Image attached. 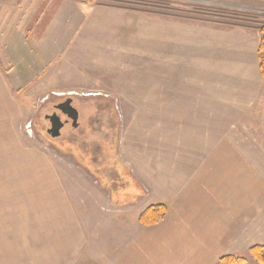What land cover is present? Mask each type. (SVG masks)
Listing matches in <instances>:
<instances>
[{
	"label": "rangeland",
	"instance_id": "374dc122",
	"mask_svg": "<svg viewBox=\"0 0 264 264\" xmlns=\"http://www.w3.org/2000/svg\"><path fill=\"white\" fill-rule=\"evenodd\" d=\"M262 22L264 0H0V264H48L44 159L100 184L102 172L125 174L118 128L133 122L140 145L159 133L170 80L207 77L222 92L226 72L227 92L254 85ZM66 97L79 127L52 137L46 114ZM18 144L36 169L19 164Z\"/></svg>",
	"mask_w": 264,
	"mask_h": 264
},
{
	"label": "crops",
	"instance_id": "0c3cea01",
	"mask_svg": "<svg viewBox=\"0 0 264 264\" xmlns=\"http://www.w3.org/2000/svg\"><path fill=\"white\" fill-rule=\"evenodd\" d=\"M218 76L214 93L207 77L170 80L159 133L146 130V143L134 140L142 131L133 122L118 128L125 174L102 172L100 184L79 165L61 162L57 172L44 159L48 264H218L264 244V79L256 65L254 85L227 92L226 72ZM17 148L19 164L36 169L34 153ZM156 203L165 216L141 225Z\"/></svg>",
	"mask_w": 264,
	"mask_h": 264
},
{
	"label": "trees",
	"instance_id": "16d2710c",
	"mask_svg": "<svg viewBox=\"0 0 264 264\" xmlns=\"http://www.w3.org/2000/svg\"><path fill=\"white\" fill-rule=\"evenodd\" d=\"M261 35L257 48L258 69L264 79V22L257 28ZM167 207L163 203L151 204L146 207L138 217L141 225L150 226L157 224L166 214ZM250 256L259 264H264V244L252 245L248 248ZM218 264H247L246 258L241 255L226 254L218 259Z\"/></svg>",
	"mask_w": 264,
	"mask_h": 264
},
{
	"label": "water",
	"instance_id": "95a60500",
	"mask_svg": "<svg viewBox=\"0 0 264 264\" xmlns=\"http://www.w3.org/2000/svg\"><path fill=\"white\" fill-rule=\"evenodd\" d=\"M63 105H64V110L71 117L73 125H75L77 122V118H78V112H77V109L71 105V98L66 99L63 102ZM49 119H50L51 125H50V128L47 130V132L50 133L52 137L59 136L60 128L63 125L62 121L60 120V117L53 113L52 115L49 116Z\"/></svg>",
	"mask_w": 264,
	"mask_h": 264
},
{
	"label": "flooded vegetation",
	"instance_id": "af4514ba",
	"mask_svg": "<svg viewBox=\"0 0 264 264\" xmlns=\"http://www.w3.org/2000/svg\"><path fill=\"white\" fill-rule=\"evenodd\" d=\"M69 97H66V99H68ZM65 99V100H66ZM72 100V99H71ZM63 102L64 101H60V102H58L57 104H55L54 106H55V112L57 113L58 112V115H59V117H60V120L62 121V127H61V130H60V134L62 133V129L63 128H66L67 126H71L72 128H77L78 127V125H79V122H78V119H79V112H78V118H77V122H76V124L75 125H73V123H72V119H71V117L68 115V113L64 110V105H63ZM71 105L72 106H74L73 105V102L71 101ZM75 107V106H74ZM76 108V107H75ZM77 109V108H76ZM49 116L50 115H48V114H46V118H48L49 119ZM49 121H50V119H49ZM49 125H51V122L49 123ZM48 128V127H47ZM49 128H50V126H49ZM48 128V129H49ZM47 129V130H48ZM59 134V135H60Z\"/></svg>",
	"mask_w": 264,
	"mask_h": 264
},
{
	"label": "bare ground",
	"instance_id": "6f19581e",
	"mask_svg": "<svg viewBox=\"0 0 264 264\" xmlns=\"http://www.w3.org/2000/svg\"><path fill=\"white\" fill-rule=\"evenodd\" d=\"M74 107V106H73ZM75 108V107H74ZM77 112H78V110H77ZM60 130H61V128H60Z\"/></svg>",
	"mask_w": 264,
	"mask_h": 264
}]
</instances>
